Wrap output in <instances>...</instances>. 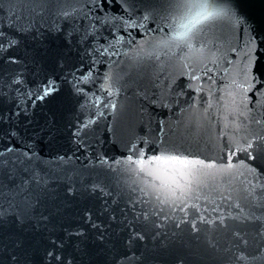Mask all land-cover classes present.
I'll use <instances>...</instances> for the list:
<instances>
[{
	"label": "water",
	"instance_id": "1",
	"mask_svg": "<svg viewBox=\"0 0 264 264\" xmlns=\"http://www.w3.org/2000/svg\"><path fill=\"white\" fill-rule=\"evenodd\" d=\"M173 3L0 0V159L32 149L43 177L0 169V264H236L241 238L264 264V156L244 150L264 135V80L243 72L246 54L264 65V0H209L228 14L190 46L169 30ZM53 53L62 93L33 107L13 80Z\"/></svg>",
	"mask_w": 264,
	"mask_h": 264
},
{
	"label": "snow or ice",
	"instance_id": "2",
	"mask_svg": "<svg viewBox=\"0 0 264 264\" xmlns=\"http://www.w3.org/2000/svg\"><path fill=\"white\" fill-rule=\"evenodd\" d=\"M169 2H173V0H169ZM115 3L121 6V11L126 12L127 9L125 8V5H127L128 8H131L134 6L135 0H115ZM112 7L113 0H99L97 11L105 10L106 8L110 10ZM173 7L175 8L177 14L171 20L169 30L173 32V39L175 42L188 46H190L189 40L197 38L211 26L212 18L228 14L224 12L223 9L219 11L215 9L210 11L209 0H174ZM232 17H234L237 21L242 19L235 9L232 10ZM129 19H131V17H129ZM71 40L72 36L68 35L65 36L64 42L65 44L70 45ZM44 55L46 56L47 53H45ZM7 59L8 62L12 64L21 63V60L17 57H8ZM62 59H64L63 55H61L60 53H53L51 57L53 67L51 69L48 67V61H45L42 58H38L35 54H33L31 57L30 65L27 58L23 60V63L27 67L31 68L32 74H34L35 77H38V79H29L27 75L21 73V76L23 78L19 80L14 78L13 83L18 86V90L25 85L27 86L23 89V92L25 95H27L28 99L31 100L33 107H35V103L37 101L55 100L62 93V85L64 81L55 72V66L59 65ZM246 59L247 63L243 70L245 78H251L252 80H264V65H257L255 63L256 58L251 55L246 54ZM33 88H35L34 92L32 91ZM77 91H79V89H77ZM27 106V102H25L23 105H21L19 102L17 103V108H22L25 112L27 111ZM15 115L19 116L20 111H17ZM0 118H2V114H0ZM55 123L56 121L53 115V117L50 118V122L46 126L45 131L51 134L54 129ZM87 127H89V125L82 124L77 131H83V129ZM41 135H43V133H41ZM74 135H76V133H74ZM244 150L248 152V156L252 160L264 156V135L259 136L255 143H249L247 145V148ZM6 151L13 152L16 150L9 147L6 149ZM34 155L35 154L32 149H25L22 152L23 159H21L19 155L13 161H4L3 159H0V169H3L8 163L18 164L20 165L21 170L26 171L32 175V180L35 183L41 184L43 181V177L38 176L36 172ZM59 159L62 160L63 157H60ZM157 159L159 160L160 158L157 157ZM171 159L180 164L188 163L185 160H177L175 156L171 157ZM167 162V160L164 161V163ZM22 184L27 185L29 184V181L24 180ZM67 192L69 194H72L74 192V189L71 185L67 188ZM17 219L21 223H23L22 217H17ZM85 219L91 222L93 229H96L95 239L101 244L105 243L107 232L104 229L103 225L92 221L91 213L86 212ZM69 234L77 236L84 235V233L79 229H76L74 232H71ZM133 238L142 240L143 236L139 235L136 232H133ZM52 243L55 245V241H52ZM247 245V240L241 238L237 241V252L234 255L236 264H246L248 260V254L246 252ZM48 255L51 256L52 253H48ZM57 259L59 258L57 257Z\"/></svg>",
	"mask_w": 264,
	"mask_h": 264
}]
</instances>
